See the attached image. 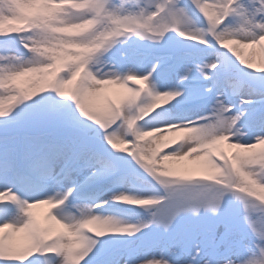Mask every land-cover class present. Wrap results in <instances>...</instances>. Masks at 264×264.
Returning <instances> with one entry per match:
<instances>
[{
	"label": "snow or ice",
	"instance_id": "1",
	"mask_svg": "<svg viewBox=\"0 0 264 264\" xmlns=\"http://www.w3.org/2000/svg\"><path fill=\"white\" fill-rule=\"evenodd\" d=\"M0 264H264V0H0Z\"/></svg>",
	"mask_w": 264,
	"mask_h": 264
},
{
	"label": "rangeland",
	"instance_id": "2",
	"mask_svg": "<svg viewBox=\"0 0 264 264\" xmlns=\"http://www.w3.org/2000/svg\"><path fill=\"white\" fill-rule=\"evenodd\" d=\"M251 50H252L251 48H250V49H244V50H243V53H244V55L246 56V58H249V57H250V55H251ZM255 50L258 51V52L260 53V54H259V57H260L259 59L261 60V52H260L259 47H256Z\"/></svg>",
	"mask_w": 264,
	"mask_h": 264
},
{
	"label": "bare ground",
	"instance_id": "3",
	"mask_svg": "<svg viewBox=\"0 0 264 264\" xmlns=\"http://www.w3.org/2000/svg\"><path fill=\"white\" fill-rule=\"evenodd\" d=\"M259 54H260V53H259L258 51H256L255 49H252V50H251V55H250L249 59H250V60H253V58H260V57H259Z\"/></svg>",
	"mask_w": 264,
	"mask_h": 264
}]
</instances>
